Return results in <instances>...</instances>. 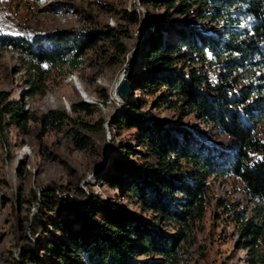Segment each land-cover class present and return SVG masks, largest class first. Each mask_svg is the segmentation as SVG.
<instances>
[{"label": "trees", "instance_id": "trees-1", "mask_svg": "<svg viewBox=\"0 0 264 264\" xmlns=\"http://www.w3.org/2000/svg\"><path fill=\"white\" fill-rule=\"evenodd\" d=\"M141 3L164 5L187 19L198 6V19L213 20L225 28L219 34H210L190 23L178 22L174 25L177 40L172 41L164 33L170 13L164 21L150 18L149 38L141 52L139 72L131 83L135 91L158 94L164 104L177 110L187 107L192 113L197 112L204 122L228 137L231 148L226 151L213 147L184 127L164 124L150 112L142 111L143 106L132 93L115 128L136 130L139 147L157 162L137 161V153L131 148L114 159L111 173L103 180L142 209L153 212L154 217L146 220L137 213L126 212L118 203L94 197L82 203L72 198L58 199L65 215L56 220L52 212L59 205L51 200L56 198L55 191L44 190L35 199L37 213L29 231L36 239L52 229L56 237L45 243L40 241L47 249L46 261L30 243L21 264H180L184 249L181 243L192 242V227L207 212L208 180L214 175L236 177L252 200L264 204V145L256 138L257 127L264 121V101L250 104L251 98L260 93L249 89L236 93L239 87L233 79L234 73L243 69L264 85V0H141ZM235 16L244 18V28H240ZM132 20L139 21L136 16ZM105 35L108 39L120 36L114 30ZM103 39L104 36L91 33L85 41L54 40L50 48L24 42L16 45L14 48L30 59L31 95L44 94L50 70H61L70 62L75 67L78 57ZM74 51L77 53L73 56ZM207 54L217 60H208ZM196 64L226 68L228 74L220 75L215 83L209 74L193 69ZM39 84L43 89H36ZM90 108L81 103L76 112L92 114ZM3 111L14 113L19 124L29 120L12 107ZM42 121L55 125L71 119L64 112H52ZM82 124V129L88 131L103 130L102 124ZM73 130L78 148L87 149L90 139L81 129ZM257 154H262V158ZM220 204L229 210L225 203ZM240 218L242 236L248 239L253 251L252 264H264L261 222L264 207L253 218ZM167 228H174L175 233Z\"/></svg>", "mask_w": 264, "mask_h": 264}, {"label": "rangeland", "instance_id": "rangeland-1", "mask_svg": "<svg viewBox=\"0 0 264 264\" xmlns=\"http://www.w3.org/2000/svg\"><path fill=\"white\" fill-rule=\"evenodd\" d=\"M199 12L200 8L195 6L187 19L164 5L144 6L141 0H0V264H21L30 243L38 256L47 260V249L40 241L54 239L56 232L50 229L48 234L35 239L29 231L37 213L35 199L44 190L55 191L56 198L51 200L56 204L58 199L72 198L82 203L95 197L118 203L126 212L137 213L146 220L154 217L153 212L142 209L103 180L114 159L131 148L137 153V161L157 162L139 147L136 130L115 128L132 93L143 106L142 111L150 112L164 124L184 127L213 147L226 151L231 148L227 136L187 107L177 110L164 104L158 94H144L135 91L134 86L126 103L116 96L120 79L132 71V81L139 72L150 18L164 21L170 13L164 33L172 41L177 40L178 22L190 23L210 34L225 30L221 23L198 19ZM135 16L138 23H133ZM235 17L239 18L236 22L241 24L240 28H244V18ZM110 30L119 33V38L105 37ZM91 33L104 39L86 49L75 67L70 62L61 70H50L44 94L32 96L29 56L14 47L24 42L50 48L54 40L85 41ZM207 55L208 60H217ZM207 65L196 64L193 69L209 74L215 83L220 75L228 74L226 68ZM233 77L239 87L236 93L248 89L260 93L251 98L250 104L264 101V85L257 76L239 69ZM36 89H43V85ZM81 103L90 105L92 114L76 112ZM7 106L29 120L17 123L14 113L3 111ZM52 112H64L71 121L45 124L43 117ZM82 123L102 124L103 130L88 131L82 129ZM74 128L81 129L90 139L87 149L78 148ZM256 133L258 142L264 145V121ZM256 156L262 158V154ZM208 188L207 212L192 227V242L181 243L184 249L180 264H252L253 251L248 239L242 236L240 217H255L264 204L252 200L244 185L233 176L214 175L208 180ZM220 203H225L229 210ZM52 214L57 220L65 212L59 205ZM167 229L175 233L174 228Z\"/></svg>", "mask_w": 264, "mask_h": 264}, {"label": "water", "instance_id": "water-1", "mask_svg": "<svg viewBox=\"0 0 264 264\" xmlns=\"http://www.w3.org/2000/svg\"><path fill=\"white\" fill-rule=\"evenodd\" d=\"M132 74L133 72L129 71L124 75L116 87L117 97H119L124 103L127 102V99L133 90V85L131 84Z\"/></svg>", "mask_w": 264, "mask_h": 264}, {"label": "bare ground", "instance_id": "bare-ground-1", "mask_svg": "<svg viewBox=\"0 0 264 264\" xmlns=\"http://www.w3.org/2000/svg\"><path fill=\"white\" fill-rule=\"evenodd\" d=\"M116 96H117V92H116ZM117 98V97H116Z\"/></svg>", "mask_w": 264, "mask_h": 264}]
</instances>
